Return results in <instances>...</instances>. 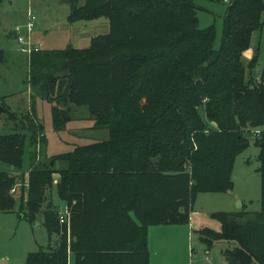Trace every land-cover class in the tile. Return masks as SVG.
I'll list each match as a JSON object with an SVG mask.
<instances>
[{
    "label": "trees",
    "instance_id": "16d2710c",
    "mask_svg": "<svg viewBox=\"0 0 264 264\" xmlns=\"http://www.w3.org/2000/svg\"><path fill=\"white\" fill-rule=\"evenodd\" d=\"M69 1L68 21L105 17L109 30L85 47L29 52V82L53 101L54 129L79 105L107 136L47 155L34 115L16 117L0 101L17 122L0 133V161L13 167L0 169V211L31 222L41 214L58 237L28 251L25 264H68L69 253L73 264H148V226L186 224L197 193L230 189L234 158L250 140L259 147L260 210L214 211L220 229L196 231L206 250L235 241L222 250L226 264H264V63L252 80L246 68H256L258 52L242 59L263 28V0H229L218 48L214 26L198 27L193 0ZM55 174L68 223L48 198Z\"/></svg>",
    "mask_w": 264,
    "mask_h": 264
},
{
    "label": "rangeland",
    "instance_id": "374dc122",
    "mask_svg": "<svg viewBox=\"0 0 264 264\" xmlns=\"http://www.w3.org/2000/svg\"><path fill=\"white\" fill-rule=\"evenodd\" d=\"M196 5L198 27L213 25L215 28L214 48H218L222 34L223 14L229 0H193ZM264 2V0H263ZM71 10L69 0H0V101L16 117L33 114L39 121L45 138V153L57 155L65 153L76 144H84L107 136L106 128H92L86 106H73L75 118L64 128L54 129L51 118L52 102L39 97L29 82L28 53L17 46L13 28L24 25L28 13L35 16L34 27L29 34L31 43L42 49H61L72 44L85 47L90 38L109 30L108 20L99 17L92 20L70 22L67 15ZM264 18V11L262 14ZM258 52L257 66L246 68V76L257 79L264 63V25L261 31L252 33L250 48L242 55L244 63L253 53ZM251 83H253L251 81ZM33 104V105H32ZM0 106L2 107L1 103ZM33 107V109H32ZM0 110V133L9 132L17 122L9 118V112ZM33 112V113H32ZM203 115V112L200 110ZM10 119V120H9ZM259 147L250 140L249 144L234 158L230 189L217 192H199L192 204L190 214L193 221L186 224H150L147 228L148 264H226L222 250L235 245L234 240L217 239L206 250L196 229L208 226L219 230V221L210 216L214 211L232 212L244 209L249 212L260 210V176L257 171ZM59 166V163L56 164ZM28 166V148L23 155L22 170ZM0 169H13L0 161ZM58 175H54L50 198L58 209L63 210V202L55 192ZM14 184L13 186H18ZM16 190V189H15ZM12 191L13 192H15ZM11 192V191H10ZM38 214L33 222L16 209L0 211V264H25L26 254L40 245H55L58 237H49ZM68 264H73L69 253ZM252 264H258L253 261Z\"/></svg>",
    "mask_w": 264,
    "mask_h": 264
},
{
    "label": "built area",
    "instance_id": "2783aa9c",
    "mask_svg": "<svg viewBox=\"0 0 264 264\" xmlns=\"http://www.w3.org/2000/svg\"><path fill=\"white\" fill-rule=\"evenodd\" d=\"M35 22V16L32 13H28L27 21L24 25H15L13 28V33L15 35V39L18 43L17 48L20 51L25 53H29L33 50H38L40 48L39 45L31 43L29 39V34L33 30ZM15 186H13L10 191H14ZM58 220L60 223H68L69 221V209L66 205L63 204V210L58 209Z\"/></svg>",
    "mask_w": 264,
    "mask_h": 264
},
{
    "label": "crops",
    "instance_id": "0c3cea01",
    "mask_svg": "<svg viewBox=\"0 0 264 264\" xmlns=\"http://www.w3.org/2000/svg\"><path fill=\"white\" fill-rule=\"evenodd\" d=\"M11 33L13 34V31L12 30H11ZM190 220L193 221V218L191 217V214L189 215V222H190ZM219 229H220V225H219Z\"/></svg>",
    "mask_w": 264,
    "mask_h": 264
},
{
    "label": "water",
    "instance_id": "95a60500",
    "mask_svg": "<svg viewBox=\"0 0 264 264\" xmlns=\"http://www.w3.org/2000/svg\"><path fill=\"white\" fill-rule=\"evenodd\" d=\"M1 108H2V107L0 106V110H1ZM212 124H213V125H216V122H215V121H212Z\"/></svg>",
    "mask_w": 264,
    "mask_h": 264
}]
</instances>
